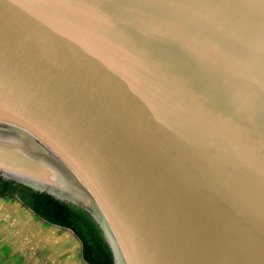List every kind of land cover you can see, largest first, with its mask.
Wrapping results in <instances>:
<instances>
[{"label": "water", "instance_id": "95a60500", "mask_svg": "<svg viewBox=\"0 0 264 264\" xmlns=\"http://www.w3.org/2000/svg\"><path fill=\"white\" fill-rule=\"evenodd\" d=\"M0 177L113 264H264V0H0Z\"/></svg>", "mask_w": 264, "mask_h": 264}, {"label": "rangeland", "instance_id": "374dc122", "mask_svg": "<svg viewBox=\"0 0 264 264\" xmlns=\"http://www.w3.org/2000/svg\"><path fill=\"white\" fill-rule=\"evenodd\" d=\"M0 264H86L68 229L45 224L16 200L0 198Z\"/></svg>", "mask_w": 264, "mask_h": 264}, {"label": "trees", "instance_id": "16d2710c", "mask_svg": "<svg viewBox=\"0 0 264 264\" xmlns=\"http://www.w3.org/2000/svg\"><path fill=\"white\" fill-rule=\"evenodd\" d=\"M0 198L16 200L45 224L70 230L80 243V256L86 264H113L99 230L83 211L1 177Z\"/></svg>", "mask_w": 264, "mask_h": 264}]
</instances>
